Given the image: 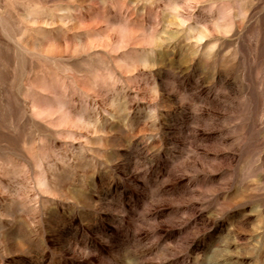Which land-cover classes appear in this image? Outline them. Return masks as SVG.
I'll use <instances>...</instances> for the list:
<instances>
[{"label": "clouds", "instance_id": "1", "mask_svg": "<svg viewBox=\"0 0 264 264\" xmlns=\"http://www.w3.org/2000/svg\"><path fill=\"white\" fill-rule=\"evenodd\" d=\"M33 7L30 28L95 35L14 41L29 49L9 85L26 132L4 146L0 220L58 227L42 253L0 238V264H264V0H111L87 22L73 18L98 7L86 0ZM221 56L237 82L212 87Z\"/></svg>", "mask_w": 264, "mask_h": 264}, {"label": "rangeland", "instance_id": "2", "mask_svg": "<svg viewBox=\"0 0 264 264\" xmlns=\"http://www.w3.org/2000/svg\"><path fill=\"white\" fill-rule=\"evenodd\" d=\"M60 0H0V166L5 163L12 162L15 155L14 152L4 150L6 145H15L18 147L20 139L26 129L20 124L19 113L12 105L9 95V85L12 79L11 68L15 67L18 62L23 60L29 54V49L21 48L14 43L16 37L27 31L25 36L30 48H39L47 43L53 36L61 43H69L75 50L77 46L85 47L94 37L95 33L87 30L80 32H68L62 29H47L40 27H29L30 23L41 15V8L33 7V5H53ZM87 3L98 5L89 9L85 7L82 11L73 9V18L78 22H87L98 13L104 11V5L110 3L111 0H86ZM135 0H129V3ZM11 4L10 9H6L5 5ZM108 14L114 15L111 8H108ZM259 43L260 51L264 54V28H258L252 37ZM248 38L241 40L239 44V52L241 61L247 55ZM227 46H231L230 44ZM49 53L53 51L48 49ZM87 59L85 56L65 57L62 64L76 67L82 60ZM264 60V55L261 57ZM218 69L215 73L216 82L212 87L227 86L229 83L237 82L235 75L236 66L231 64L230 58L221 56L218 61ZM186 71V70H185ZM252 74L256 69H251ZM249 73L244 71L242 79L247 80ZM192 74L186 76V80H191ZM195 90L196 86H192ZM35 115L38 119H44L48 113L37 109ZM7 184V181H4ZM8 211V206L3 200H0V212ZM15 215L14 212H9ZM58 224L55 219H45L38 229L32 230L26 222L16 220H0V238H7L11 242L12 250L34 251L39 250L41 253L45 249V241L47 246H52L53 233L57 230ZM20 241L22 247L17 249L16 242ZM11 264H33L26 256H18ZM47 264V261H44Z\"/></svg>", "mask_w": 264, "mask_h": 264}]
</instances>
